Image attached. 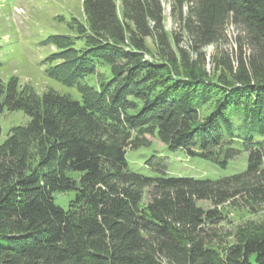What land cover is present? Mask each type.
Here are the masks:
<instances>
[{
    "label": "trees",
    "instance_id": "obj_1",
    "mask_svg": "<svg viewBox=\"0 0 264 264\" xmlns=\"http://www.w3.org/2000/svg\"><path fill=\"white\" fill-rule=\"evenodd\" d=\"M163 1L179 35L165 29ZM82 8L83 44L43 60L44 73L78 98L0 80V110L29 117L0 143V264H264V222L225 244L207 228L223 217L197 204L264 205V0H83ZM230 24L241 31L231 53L217 49ZM208 45L216 49L207 57ZM147 52L155 59H142ZM147 134L219 168L246 152V166L215 180L161 166L146 176L126 152L149 146ZM65 191L74 196L63 207L53 195Z\"/></svg>",
    "mask_w": 264,
    "mask_h": 264
},
{
    "label": "rangeland",
    "instance_id": "obj_2",
    "mask_svg": "<svg viewBox=\"0 0 264 264\" xmlns=\"http://www.w3.org/2000/svg\"><path fill=\"white\" fill-rule=\"evenodd\" d=\"M83 0H0V80L7 82L14 79L19 88H29L37 94L48 90L68 93L78 98L75 87L62 85L58 80L48 77L44 73L46 64L44 57L51 52L58 51V47L70 43L74 46L82 45L81 33L77 25L84 22L82 8ZM119 3V0H116ZM165 29L168 32L180 34L176 24V15H172L169 4L163 1ZM18 8V11L15 9ZM21 8V9H19ZM85 27V25H84ZM62 36L60 44L46 43L51 36ZM241 31L234 25H228L226 36L217 44V49H227L231 53L237 45ZM64 36V37H63ZM147 47L153 52L154 45L151 39L146 41ZM215 45H208L204 52L211 56ZM152 53L143 55L144 60L155 58ZM101 67V66H100ZM106 72L108 65H102ZM208 72L213 71L210 64H206ZM223 72L216 69V73ZM91 81V79H89ZM211 108V107H210ZM29 117L21 110H0V143L5 139L9 130L17 125H24ZM149 146L130 149L126 152V160L130 169L146 176H156L158 167L164 168L167 175L187 176L199 179H218L234 173L242 172L246 166L247 153L243 152L238 157L230 160L225 168L217 167L212 161L196 156H187L183 151L171 152L162 142L152 135H145ZM152 158L151 165L146 164V159ZM147 188L144 189L147 197ZM74 191H65L53 195L54 202L66 207L73 198ZM146 201V198H143ZM197 204L203 209L216 210L223 217L218 225H209L208 229L217 230L221 242L234 243L240 228L247 223L264 222V205L250 203L246 198L236 197L219 205H214L208 200H199Z\"/></svg>",
    "mask_w": 264,
    "mask_h": 264
}]
</instances>
